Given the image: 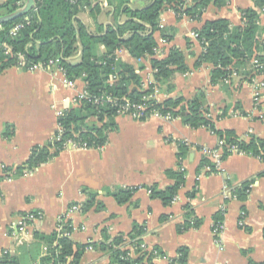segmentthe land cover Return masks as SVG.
<instances>
[{
  "label": "crops",
  "instance_id": "obj_1",
  "mask_svg": "<svg viewBox=\"0 0 264 264\" xmlns=\"http://www.w3.org/2000/svg\"><path fill=\"white\" fill-rule=\"evenodd\" d=\"M5 2L0 0V6ZM148 2L129 0L127 5L135 9ZM115 3V0H83L77 18L93 34L95 21L104 27L123 23L122 12L114 16ZM94 5L98 9L91 11ZM250 7H254L252 0H227L223 5L210 3L200 21L187 16L178 19L172 10L166 9L153 33L157 44L153 55L133 58L121 48L116 56L135 69L143 88H147L153 81L151 59L164 57L171 46L178 47L189 72H176L171 80L173 87L170 90L160 87L156 100L162 102L176 96L188 100L197 91H203L217 129L234 130L242 138L249 134L264 138V78L255 76L254 82H246L233 75L227 86L211 85L212 64L203 62L194 67L202 52L193 34L195 29L206 20L220 18L240 25V10ZM4 14L7 13L0 10V15ZM261 24L264 25V15H261ZM261 81L259 99L255 101V86ZM83 88V82L78 79L73 87L64 85L63 76L54 68L30 71L11 66L0 70V176L3 177L0 180V252L6 250L18 258L19 264H38L45 252L43 242H39L34 259H28L30 254L26 253L38 244L35 233L56 232L59 219L66 214L72 242L87 245L78 264H108L107 252L98 248L103 233L110 238L123 235L126 239L134 224L143 227L141 242L147 252L157 251V256L151 259L153 264H170L181 247L187 252L186 264H264V163L250 155L232 153L222 160L219 171L206 174L205 168L197 174L202 149H214L218 144L217 136L204 127L190 128L179 118L167 120L150 115L141 121L129 115H117V128L108 134L101 148L68 146L36 169L15 174L34 146L53 140L57 112L75 106L73 100ZM226 109L227 114L217 119ZM241 110L245 116L239 114ZM175 141L188 146L182 162L185 181L176 200L165 206L150 195L147 186L156 184L164 188L172 182L165 170L177 166ZM3 168L8 171L7 175H3ZM260 172L263 173L259 175ZM247 180H251V187L246 197L235 198L232 189ZM225 185L230 189L228 192ZM132 186L138 189L125 203H118L108 194ZM83 188L96 191V200L103 207L71 211L74 205L85 201ZM193 189L196 193L189 199L186 194ZM186 203L193 214L190 222L196 217L201 223L179 231L185 221ZM219 210L223 211V228L215 237L213 217ZM241 212H244L242 223L239 222ZM30 213L36 218L29 221L23 232L17 231L21 217Z\"/></svg>",
  "mask_w": 264,
  "mask_h": 264
},
{
  "label": "trees",
  "instance_id": "obj_2",
  "mask_svg": "<svg viewBox=\"0 0 264 264\" xmlns=\"http://www.w3.org/2000/svg\"><path fill=\"white\" fill-rule=\"evenodd\" d=\"M24 1L6 0L0 10L3 13L13 12ZM82 1L70 3L68 0H40L36 2V8L28 14L0 25V70L11 66L27 70L33 63H46L50 59L58 58L65 71V77L81 80L87 92L86 98L78 100L75 106L64 110L62 115L57 117L62 131L61 138L53 139L43 146H34L26 161L15 169V174H21L24 169L32 171L52 160L65 149V141L69 139L85 148H101L107 142L108 134L117 128L115 117L118 115L119 106L127 101L144 106V115L139 118L141 121L156 112L161 116L169 114L172 119L179 118L182 124L190 128H206L217 136L218 141H223L220 146L221 161L232 154L230 147L235 146L236 153L256 157L264 163V138L253 134L242 138L234 130L217 129L210 116L203 91H197L195 96L188 100L176 96L158 102L152 97L154 89L159 91L160 87L164 86L165 90H170L173 87L171 80L176 72H189L181 49L171 46L164 57L151 59L153 81L147 88H143L135 69L116 56V51L121 48L127 50L133 58L153 55L157 47L153 33L158 29L162 11L170 9L178 19L187 16L200 21L210 3L223 5L227 0H149L146 6L135 9L127 5L129 0H115L114 16L122 12L125 16L124 22L104 27L95 21V34L88 32L86 26L77 18ZM252 1L253 8L240 10V25H233L227 19L220 18L206 20L195 29L196 40L202 47V52L194 67L203 62L212 64L211 85L227 86L229 83H226V80L231 79L233 75L246 82H252L255 76L261 75L264 78V25L261 24L264 0ZM94 9H98L97 5H94L91 11ZM26 16L30 17L29 22L12 33L13 25L25 20ZM6 46L11 50L8 54L5 53ZM100 47L102 51L99 50ZM17 53L23 54L22 60L18 59ZM253 59L257 61L256 64L252 63ZM100 96H109L110 101L101 99V102L95 103L94 99ZM226 114L227 109L222 111L217 119ZM239 114L246 115L243 110L239 111ZM175 143L178 148L177 166L175 169L165 170L166 176L172 182L164 188H158L156 184L147 186L150 195L158 198L165 206L172 203L185 181L186 170L182 171L180 168L187 155L188 146L182 141ZM207 167L206 174L217 172L215 164L207 155L202 154L196 167L197 174ZM2 178L0 176V180ZM250 184L251 180L238 184L232 189V195L239 200L244 199ZM137 189V186L122 187L108 194L118 203H125ZM82 191L86 196L85 201L79 205L82 212L93 206L96 209L103 207L96 200V191L87 188ZM195 193L196 189H193L186 196L191 199ZM184 208L187 210L185 221L179 226V231L198 227L200 219L193 217L192 223L190 222L193 214L189 203H186ZM213 218L214 224L222 221L223 211L216 212ZM67 224V230L71 233L69 220ZM142 234L143 227L138 224L133 225L126 239L123 235L110 238L103 233L98 248L107 252L108 264H153V254H129L126 248L127 244L138 246L142 241ZM35 237L38 244L33 245L32 249H27L26 253L30 254L28 259H34L39 251V242H43L47 250L38 264H57L58 261L66 263L67 258H71L69 264H78L87 247L86 244H75L69 236H59L56 232L49 235L36 232ZM33 253L36 254L33 256ZM186 258V249L181 247L178 249V256L173 258L170 264H186ZM18 261L17 257L9 254L3 256V264L21 263Z\"/></svg>",
  "mask_w": 264,
  "mask_h": 264
},
{
  "label": "built area",
  "instance_id": "obj_3",
  "mask_svg": "<svg viewBox=\"0 0 264 264\" xmlns=\"http://www.w3.org/2000/svg\"><path fill=\"white\" fill-rule=\"evenodd\" d=\"M37 1H40V0H35V3ZM68 1L70 3H76L78 0H68ZM23 4H21L20 7H22ZM29 18H30L29 16H26L24 18L25 20L14 24L12 29H11V32L15 33L18 29L22 28L26 23L29 22ZM193 34H194V37L196 38L197 34L195 32ZM10 51H11L10 48L6 46L5 53L8 54V53H10ZM155 51H156V49H154V52ZM17 57H18L19 60H22L23 54L17 53ZM252 63L256 64L257 61L255 59H253ZM53 68L55 70H57L59 73H61V75L63 76L64 85L69 86V87H73L75 85L76 80H70V79L65 77V71H64V69H63V67H62V65L60 63V60L58 58L50 59L46 63H40V62L39 63H33L27 69L30 70V71H34V70H37V69H53ZM229 80L230 79L226 80V82H228ZM252 82H254V79L252 80ZM262 85H263V81L257 83V85L255 86V92H254L255 101H257L259 99V90L262 87ZM157 92H158V90L154 89V94H152V97H155ZM86 97H87V92L83 88L81 91H79L76 94L75 99L73 101H74V103L76 105L78 100L86 98ZM101 99H105L107 101H110L109 96L96 97L94 99V101H95V103H98V102H101ZM143 111H144V106L141 103H131V102L127 101V102H124L123 104H121L119 106L118 115L125 114V115H129L132 118L139 119L140 117H142L144 115ZM63 112H64V110H60V111L57 112V115L60 116V115H62ZM151 115L163 117V118H165L167 120H171L172 119L169 114H167L165 116H161V115H159L158 113L155 112V113H153ZM61 134H62L61 127L59 126V124L57 122V133H55L53 139L54 140H59L61 138ZM222 143H223V141L219 140L216 148H214V149H202V153L207 155L210 158V160L212 161V163L215 164V167H216L217 171H219L220 165L222 163V161L220 159V156H221V148H220V146L222 145ZM68 146L69 147H76V148H85L83 146L77 145L75 141H72L70 139L65 141V148L68 147ZM230 151L232 153H236V147L235 146H231L230 147ZM180 169L182 171L185 170L183 165H182V167ZM206 169H208V167ZM3 171H4V168H3ZM7 172L8 171H4L2 173H3V175H7L8 174ZM250 187H251V184L249 185V188ZM228 190H230V189L227 188V186L225 185V191L228 192ZM227 197H228V194H227ZM175 200H176V196H174L172 202L175 201ZM70 210L71 211H77V210H79V206L74 205ZM35 218L36 217H35V215L33 213H30V214H27V215L21 217V219L19 220L18 226L15 229L17 231L23 232L25 230L26 225L29 224V221H32ZM243 218H244V212H241V216H240V220H239L240 223H242ZM67 221L68 220L66 218V214L64 215V217L59 219L58 225L56 227V233H58L59 236H61V235L62 236H70V232H69V230H67V226H69V224H67ZM222 228H223L222 221H218L215 224H213L212 231H213V234H214L215 237H218V235L222 231ZM126 248L129 250V254H133V253H136V252H139V253L147 252V247L145 246V244L143 242H141L138 246H134L132 244H128L126 246ZM139 249H140V251H137ZM45 250H47L46 247H45ZM45 253H46V251H45ZM56 253H57V251H55V254ZM150 253L153 254V256H157V251L156 250H151ZM5 254H8V252L6 250L0 252V264H3V256ZM70 261H71V258H67V262L66 263H62V262L58 261L59 263H57V264H69Z\"/></svg>",
  "mask_w": 264,
  "mask_h": 264
},
{
  "label": "water",
  "instance_id": "obj_4",
  "mask_svg": "<svg viewBox=\"0 0 264 264\" xmlns=\"http://www.w3.org/2000/svg\"><path fill=\"white\" fill-rule=\"evenodd\" d=\"M35 8H36L35 0H25L22 7L16 9L13 12L0 15V25L4 22L12 21L16 18L22 17Z\"/></svg>",
  "mask_w": 264,
  "mask_h": 264
}]
</instances>
